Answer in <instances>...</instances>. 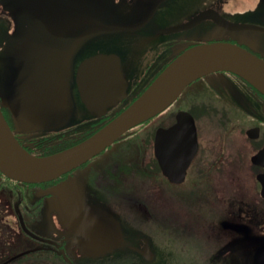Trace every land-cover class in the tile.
Here are the masks:
<instances>
[{
  "label": "flooded vegetation",
  "instance_id": "af4514ba",
  "mask_svg": "<svg viewBox=\"0 0 264 264\" xmlns=\"http://www.w3.org/2000/svg\"><path fill=\"white\" fill-rule=\"evenodd\" d=\"M206 10L230 22L264 26V0H0V110L16 141L39 157L82 142L195 44L231 42L264 60V33L228 30L212 18L178 29ZM98 55L103 57L89 65ZM45 64L48 72L70 75V115L56 113L62 98L40 91L28 97L20 89L19 70ZM122 85L124 94L113 102ZM14 101L23 104L19 118L40 121L41 128H22L11 108ZM180 112L192 117L197 149L183 181L174 183L160 168L154 140L156 130L173 126ZM166 195L181 216L194 203L190 215L214 217L222 204L231 216L223 220L241 225V232L224 229L229 239L215 258L237 251L247 264V253L251 262V251L263 244L251 237L264 238V95L240 76L215 71L196 79L162 112L57 178L24 182L0 171V264H95L123 248L134 253L128 264H152L155 255L148 261L141 253L146 243L152 250L148 238L134 242L125 225L131 233H159L166 240L181 226L165 225L149 210L155 200L165 205ZM137 210L154 226L135 225L132 215L125 224L124 212ZM115 219L122 242L108 253L87 255V249L109 244L99 235L92 240L94 229L105 227V239H113ZM207 221L194 228L209 233L214 222ZM185 259L174 261L186 264Z\"/></svg>",
  "mask_w": 264,
  "mask_h": 264
},
{
  "label": "water",
  "instance_id": "95a60500",
  "mask_svg": "<svg viewBox=\"0 0 264 264\" xmlns=\"http://www.w3.org/2000/svg\"><path fill=\"white\" fill-rule=\"evenodd\" d=\"M158 2H154L151 14H153ZM208 11L200 12L190 22L179 26L178 29L192 28L206 18H212L216 24L228 30L264 33V26L230 22L217 13H215L216 17L208 15ZM86 38L88 37L76 40L72 50L75 45ZM100 57L103 56L98 55L92 58L94 61L89 65H94ZM215 71L232 72L264 95V60L238 44L213 41L195 44L184 49L115 118L82 142L48 156H35L22 148L16 141L0 110V171L10 178L24 182H42L57 178L100 153L126 131L162 112L176 100L186 86ZM19 72L22 74L19 80L20 89L23 92H28V97H32V93L40 91L44 97L55 96L57 101L62 98L61 103H55L56 113L71 114L72 100L68 86L70 79L68 72H48L46 64L44 68H22ZM125 88L126 86L123 85L119 88L118 91L121 94L114 96L113 102L122 97ZM22 106L23 104L17 101H14L11 106L22 128L26 130L41 128L40 121L37 123L36 120L19 118V116L24 117L21 111ZM164 143L167 145L163 147ZM196 149V129L192 117L187 112L178 113L176 123L170 128L156 130L155 156L163 174L170 182L183 181L186 168ZM105 217L109 218L106 215ZM114 221L111 232L113 239H105L107 232L105 227L94 229L92 240H95L96 235H99L103 237L102 239L109 241V244L104 245L101 250L95 251L96 248L94 247L92 250L87 249V252H90L86 253L87 255L99 256L108 253L122 242L120 223L116 219ZM220 224L223 229L230 228L238 232L242 230L241 225L230 224L225 220ZM251 239L254 242L261 241L263 244L251 251L250 264H264V238L252 236ZM141 253L148 261L154 257L148 243Z\"/></svg>",
  "mask_w": 264,
  "mask_h": 264
},
{
  "label": "rangeland",
  "instance_id": "374dc122",
  "mask_svg": "<svg viewBox=\"0 0 264 264\" xmlns=\"http://www.w3.org/2000/svg\"><path fill=\"white\" fill-rule=\"evenodd\" d=\"M261 45L262 50H264V35L261 39ZM264 53V51H263ZM188 88V87H187ZM128 144V142H127ZM130 145H133L134 142L130 141ZM127 147V145H124ZM171 188L173 190H184L185 186H172L166 185V188ZM222 191V189H220ZM168 192V190H167ZM168 195H166V201L165 205L163 201L161 200H155L156 202L152 203V205L149 207L150 213H153V215L160 220L163 224L170 225L172 221L179 222L181 220V215L177 209V205L174 202V199L171 198L170 200L167 198ZM216 215L212 220H209L207 222H214L209 227V233L208 231H205L203 228H194L191 227V229L197 230L196 233L191 235L194 237V240L191 239L190 236H184L182 240L181 245H185V247L192 244L193 249L191 250L192 253H189V255L186 258V264H244V256L240 254L237 251L233 252H224L223 254H220L217 258H215L216 253L219 251L221 247L224 246V244L229 239L230 232L227 230H224L220 227V222L223 219H230V214L226 213V209L222 204H219L218 207L215 209ZM124 222L125 224H128V218L129 216L134 217V224L140 225V226H154L152 223H148L146 221V218L142 211H129L128 213L124 212ZM128 218V220H127ZM132 218V217H131ZM151 230V227H150ZM155 232V230H153ZM172 230H170L169 233H171ZM168 233V234H169ZM193 233V231H192ZM125 234H133L134 236V242H138L139 240L142 242V238L146 237L148 238V241L150 243V246L152 248V251L155 255L154 260L152 261V264H173L174 263V257L173 255L168 252L169 248L167 246L168 241L164 239V236H160L159 233H150V234H137V233H131V231L127 228L125 225ZM138 240V241H137ZM191 241L188 245L185 244L186 241ZM143 243V242H142ZM160 244H165V249L160 248ZM225 249V248H224ZM134 253L127 250L126 248H123L119 250L117 253L109 255L105 258H102L103 260H99L98 262H95V264H128V260L133 258ZM181 258V257H179ZM116 259V260H115ZM247 264H250V258L249 254L247 253L246 258Z\"/></svg>",
  "mask_w": 264,
  "mask_h": 264
},
{
  "label": "trees",
  "instance_id": "16d2710c",
  "mask_svg": "<svg viewBox=\"0 0 264 264\" xmlns=\"http://www.w3.org/2000/svg\"><path fill=\"white\" fill-rule=\"evenodd\" d=\"M193 204L191 205V209H189L190 212L188 215L182 214L180 224H178V222L176 223V221L175 222L172 221L170 224L172 226L177 225L181 227L176 232L172 231L171 233L166 234V241H168L167 246L169 248L168 252H170L173 255L174 259H178L179 257H187L189 253H192L191 252V250L193 249L192 244H190L187 247H185L184 244L181 245L183 237L188 236L187 234L191 235L190 232L191 227H194L195 225L202 226L205 223L204 221L212 220L214 218L211 214H209V217H207V215H204V217L202 218L195 216L196 214L190 215V213H192V211L195 210ZM189 243H191V241L187 240L185 244L188 245ZM162 248H165L166 250L165 246H163ZM173 264H179V263L174 261Z\"/></svg>",
  "mask_w": 264,
  "mask_h": 264
}]
</instances>
